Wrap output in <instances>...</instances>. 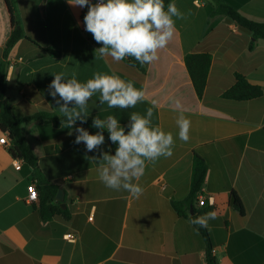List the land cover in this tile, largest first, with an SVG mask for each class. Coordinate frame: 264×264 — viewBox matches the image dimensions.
<instances>
[{"label":"crops","instance_id":"1","mask_svg":"<svg viewBox=\"0 0 264 264\" xmlns=\"http://www.w3.org/2000/svg\"><path fill=\"white\" fill-rule=\"evenodd\" d=\"M173 3L185 18H174L172 40L159 50L156 61L141 66L131 58L117 63L94 52L102 45L85 31L86 7L67 0H0V70L6 63L7 96L15 117L60 114L48 91L54 74H75L86 82L97 72L115 73L143 88L147 100L127 110L110 109L96 94L88 103L87 122L113 115L127 126L132 112L146 114L155 99L159 105L152 123L175 138L173 155L148 165L139 181L143 194L134 198L105 187L98 162L85 158L101 151L114 154L107 138L96 152L74 143L76 127L95 134L88 125L79 120L71 129L49 120L24 123L22 132L38 159L40 175L65 192L66 208L56 199L53 204L70 212L69 220L44 221L39 200L28 201L35 169L12 154L9 133L0 129V136L9 140L0 145V264H208L207 241L173 207L190 193L195 155L205 160L208 174L194 207L199 216L206 210L216 213L207 229L216 264H264V94L250 100L227 95L237 76L264 89V42L217 14L212 0ZM224 3L264 22V0ZM14 20L26 38L6 60ZM191 53L211 57L201 97L186 61ZM181 111L191 121L186 143L178 137ZM232 194L240 198L243 214L232 206ZM200 196L206 197L205 206L199 205ZM71 234L75 242L69 240Z\"/></svg>","mask_w":264,"mask_h":264},{"label":"clouds","instance_id":"2","mask_svg":"<svg viewBox=\"0 0 264 264\" xmlns=\"http://www.w3.org/2000/svg\"><path fill=\"white\" fill-rule=\"evenodd\" d=\"M67 3L87 8L83 18L85 31L102 45L94 52L117 63L131 58L141 66L152 64L159 58V50L164 49L173 38L174 18H185L175 3L165 7L164 0H96L95 3L90 0H67ZM48 91L64 118L61 123L70 129L78 120L81 124L87 122L88 103L96 94H99L100 104H106L110 109L127 110L147 100L143 88L135 87L133 81L115 73L97 72L86 82H80L75 74L71 78H65L64 73L54 74ZM150 103L146 114L132 112L127 126L115 116L108 115L105 119L93 118L92 127L100 130L95 134L83 127L75 128L78 135L74 143H83L86 152H96L104 145L103 133L107 130L108 140L116 145L114 154L110 150L101 151L99 156L85 158L98 162L99 179L105 187L128 192L134 198L143 194L139 181L148 165H155L161 157L170 158L175 146L173 134L152 123L153 110L159 102L153 99ZM173 103L179 107V100L174 99ZM176 124L179 139L188 142L190 119L181 111ZM213 219H216L214 211L192 217L189 223L208 229L209 221Z\"/></svg>","mask_w":264,"mask_h":264},{"label":"trees","instance_id":"3","mask_svg":"<svg viewBox=\"0 0 264 264\" xmlns=\"http://www.w3.org/2000/svg\"><path fill=\"white\" fill-rule=\"evenodd\" d=\"M174 1L175 0H164L165 7L169 3H173ZM212 1L216 5L217 14L225 16L228 22L235 23L241 31L251 34L255 40H261L264 42V22H255L244 17L236 8L228 6L225 3L223 5L222 0ZM8 7L10 13L13 14V9L9 2ZM24 38H26L24 28L21 24L15 22L14 20L13 31L5 47L6 60L9 59L10 53ZM48 53L52 56H57L51 51H48ZM186 61L194 87L198 95L201 97L207 85L211 57L208 54L191 53L186 56ZM7 91L8 87L6 82V63H4L0 70V129L4 133H9L10 141L12 144V154L19 159L24 160L26 165L35 169L34 180L37 184V191L39 194V211L42 219L44 221H49L54 217H61L64 220H69L70 212L68 210H64L58 204H53L58 193V188L43 179L40 175L38 159L29 146L24 133L22 132L23 124L28 121L49 120L53 122L54 125L60 126L61 124H63L61 123V121H63L64 118L60 114H56L54 112H41L33 117L17 118L12 113V108L7 96ZM263 94L264 89L262 87L252 86L248 83L244 76H237L234 87L227 95L239 100H250L261 97L263 96ZM76 123L79 122L77 121ZM92 123L93 122H86L84 124L88 125L94 132L100 131L99 129L93 128ZM103 134L105 135V138L108 139L107 131H104ZM112 147L115 151L116 145L112 144ZM207 174L208 167L205 160L202 157L195 155L192 166L190 193L184 201L173 203V207L179 216L189 219L199 216V212L195 209L194 206L199 194L202 191ZM231 203L239 213H244L242 202L237 195L232 194ZM191 209L192 212L196 213L195 215L188 214ZM203 212L207 213L208 211L206 210ZM194 227L203 235L208 243L207 263L216 264L215 258L212 254V245L210 242L208 230L204 228H198V226L196 225H194Z\"/></svg>","mask_w":264,"mask_h":264},{"label":"built area","instance_id":"4","mask_svg":"<svg viewBox=\"0 0 264 264\" xmlns=\"http://www.w3.org/2000/svg\"><path fill=\"white\" fill-rule=\"evenodd\" d=\"M90 1L96 2V0H90ZM14 65H15L14 62H11L9 64V68H11V69L14 68ZM8 141H9L8 137L6 138L5 136H0V145H6V144H8ZM17 168L20 169L21 166L18 165ZM38 200H39V194L37 191V184H36V182H32L28 185V201L30 203H34V202H37ZM211 201H212V198H211ZM199 205L200 206L206 205V197L205 196L199 197ZM69 240L71 242H75L77 240L76 235L75 234L69 235Z\"/></svg>","mask_w":264,"mask_h":264},{"label":"water","instance_id":"5","mask_svg":"<svg viewBox=\"0 0 264 264\" xmlns=\"http://www.w3.org/2000/svg\"><path fill=\"white\" fill-rule=\"evenodd\" d=\"M64 196H65V192H64V190H62V189H59L58 190V193H57V196H56V200L58 201V202H60L61 203V206L63 207V208H66V206H65V198H64ZM193 215H194V213H192Z\"/></svg>","mask_w":264,"mask_h":264}]
</instances>
